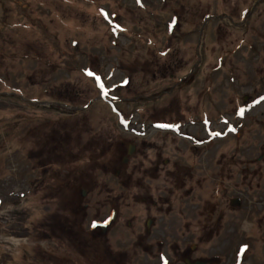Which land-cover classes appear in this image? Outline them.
<instances>
[{"label": "rangeland", "instance_id": "1", "mask_svg": "<svg viewBox=\"0 0 264 264\" xmlns=\"http://www.w3.org/2000/svg\"><path fill=\"white\" fill-rule=\"evenodd\" d=\"M195 207L189 258L264 264V0H0V264H142Z\"/></svg>", "mask_w": 264, "mask_h": 264}, {"label": "flooded vegetation", "instance_id": "2", "mask_svg": "<svg viewBox=\"0 0 264 264\" xmlns=\"http://www.w3.org/2000/svg\"><path fill=\"white\" fill-rule=\"evenodd\" d=\"M145 120L147 122H146V126L144 127V129H146V130L149 127H152L154 129L166 130L165 124L162 125V123H159V122L155 121L152 116L145 117ZM151 120H153V121H151ZM139 144L142 147H144L143 142L139 143ZM139 147L140 146H137L134 143H130L129 145H127L126 150H125L126 156L131 157V158H133V157L136 158L139 155V153L141 151V148H142V147H140V148ZM120 162L121 163L125 162V158L122 157L120 159ZM158 168H159V166L157 165V163H153V164L149 165L147 170L145 169V171H147V172H145V171L144 172L147 173V175L149 177V176L157 174L158 171L160 170V168L159 169ZM133 171H134V169H133ZM117 173L118 172L116 171L115 175H117ZM183 176L185 177L186 173H184ZM189 176L190 175L187 174L186 177H189ZM114 215H115V212L112 211L111 214L109 215V220L113 219ZM192 217H193L192 223H193L195 229L197 230V232L195 234H193L194 235V237L192 238V239H194L193 243H191L187 248L184 249V242L180 238L179 239L178 238H174L172 236V234L170 232H168V230L171 229V228H169V225L170 226L173 225L174 224V220L171 218L172 220L171 221H166V223L161 221L160 227H159L160 232L157 231V230L153 231L151 229V232H153V234L157 233V232L158 233H157V236L154 235L152 239H150L151 237L149 236L148 239L152 240L151 243H145L144 244V247L142 248V251H141L144 260H142L141 263L142 264H148V262L150 260H148L147 258L149 256H152V255H154L156 258L161 256V259L159 261L156 260L155 264H159V263L160 264H180V263L181 264H211L212 262H214L215 260L213 258L203 259V258L196 257V258L192 259V258H189V254L194 253L195 251H197L198 245L200 243H203V241L205 242V241L210 239L209 238L210 235L215 230L214 226H215V224L217 225L219 223L220 218L216 217L214 219V212L211 211V212L207 213L206 218L203 219V222L200 223L199 219L202 216L197 211V208L195 210V213L192 215ZM148 224L149 225L151 224L150 220H146L145 221V226H144V228L142 230H143V232L146 235H152V234H150V229H149L150 227H147ZM107 225H108V222H104V223H101V224L97 225V232L100 233V236L104 235ZM165 228H166V230H165ZM132 235L136 236L135 238H133L131 240V243H133V246H132V248H133L132 252H133V250L135 248V245L139 244L140 240L142 242V238H140L142 233H137V234L132 233ZM153 246H154V249L158 248V250H157V252L155 254H153V252L151 251ZM163 247L174 251L173 256H176V255H180V256H177V259L174 258L173 256L170 258L166 252H164V253L162 252ZM134 263H137V261H135V262L133 261V264Z\"/></svg>", "mask_w": 264, "mask_h": 264}, {"label": "water", "instance_id": "3", "mask_svg": "<svg viewBox=\"0 0 264 264\" xmlns=\"http://www.w3.org/2000/svg\"><path fill=\"white\" fill-rule=\"evenodd\" d=\"M62 107H65L66 108V106H64V105H61ZM124 161V160H123ZM81 195L83 194L82 192L80 193ZM236 201H235V199L234 200H231L230 201V204H234ZM101 226V225H100Z\"/></svg>", "mask_w": 264, "mask_h": 264}, {"label": "snow or ice", "instance_id": "4", "mask_svg": "<svg viewBox=\"0 0 264 264\" xmlns=\"http://www.w3.org/2000/svg\"><path fill=\"white\" fill-rule=\"evenodd\" d=\"M88 75H93L92 73H88ZM97 79H99V78H97ZM241 115L243 114V111L241 110V113H240ZM217 135H219L218 133H217Z\"/></svg>", "mask_w": 264, "mask_h": 264}, {"label": "trees", "instance_id": "5", "mask_svg": "<svg viewBox=\"0 0 264 264\" xmlns=\"http://www.w3.org/2000/svg\"><path fill=\"white\" fill-rule=\"evenodd\" d=\"M58 101H61V100H58Z\"/></svg>", "mask_w": 264, "mask_h": 264}]
</instances>
